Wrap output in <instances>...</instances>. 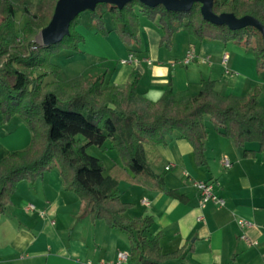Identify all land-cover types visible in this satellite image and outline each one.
<instances>
[{
  "label": "trees",
  "instance_id": "obj_1",
  "mask_svg": "<svg viewBox=\"0 0 264 264\" xmlns=\"http://www.w3.org/2000/svg\"><path fill=\"white\" fill-rule=\"evenodd\" d=\"M58 0H0V112L2 122L19 116L31 132L29 146L13 151L0 163V214L20 181L34 182L56 166L66 189L73 190L87 208L92 222L104 220L110 228L127 233L129 258L139 264H167L183 257L185 248L163 254L162 234L149 238L144 233L152 226L151 216L127 219L123 213L131 203L119 197L118 183L126 181L184 200L183 194L168 188L164 173L155 174L158 144L166 136L178 133L192 146L194 163L206 165L205 117L213 129L236 147L257 142L264 151V106L260 89L242 96L223 95L214 89V81L202 80L195 95L174 100L169 83L160 98L150 101L139 95V76L122 87L105 83L106 71L97 76L78 75L62 79L61 67L50 58L63 50L79 52L84 37L76 31L78 14L69 25V34L60 42L42 46L34 37L48 25ZM201 4L188 11H173L162 4L150 7L131 0L121 8L99 3L90 12L96 34L108 36L104 14L114 31L126 44H138L139 16L156 22L162 31L159 46L171 50L172 37L185 31L195 41L233 42L253 52L255 66L264 70L263 35L248 25L233 30L203 18ZM215 14L231 13L256 18L264 26L263 0H213ZM23 25L16 28V13ZM52 76L53 81H45ZM78 136H81L79 138ZM109 141L120 165L105 169L103 162L87 153L89 146L100 147ZM255 151L244 150V157Z\"/></svg>",
  "mask_w": 264,
  "mask_h": 264
},
{
  "label": "crops",
  "instance_id": "obj_2",
  "mask_svg": "<svg viewBox=\"0 0 264 264\" xmlns=\"http://www.w3.org/2000/svg\"><path fill=\"white\" fill-rule=\"evenodd\" d=\"M88 20L77 27L84 37L80 52L62 51L55 56L53 62L61 67L64 79L97 76L106 71L105 83L122 87L137 74L136 91L150 101L158 100L169 83L174 100H179L197 94L201 81L210 80L214 81V89L225 96H242L257 87L258 100L264 106V70L256 69L250 49L229 42H197L179 30L168 50L159 46L162 31L158 24L143 16H139V43L126 46L111 30L108 14H104V24L110 32L105 37L94 34ZM190 49L195 58L184 64L182 60ZM131 54L137 62L120 63ZM223 56L227 57L224 63ZM87 58L89 62L81 69L63 73V66H70L65 63ZM1 120L0 112V163L11 152L26 149L31 141V132L19 116ZM204 123L206 165L194 163L192 146L178 133L166 136L165 143L157 145L161 162L150 165L155 174L164 173V184L183 194L184 200L120 181L119 197L131 203L123 216H151L153 224L144 234L149 238L162 234L163 254L185 248L181 259L167 264H263L264 151H258L257 142L236 147L213 129L208 117ZM100 147L105 150L97 157L106 170L120 165L109 141ZM244 150L256 153L246 158ZM224 158L230 163L228 167L224 166ZM166 165L171 169L165 170ZM194 181H211L224 205L208 202L200 206ZM240 220L245 225H239ZM242 235L256 244L250 245ZM118 251L130 252L127 233L110 228L104 220L92 222L76 193L64 188L56 166L34 182L20 181L0 214V264H115ZM120 264L139 263L128 258Z\"/></svg>",
  "mask_w": 264,
  "mask_h": 264
},
{
  "label": "water",
  "instance_id": "obj_3",
  "mask_svg": "<svg viewBox=\"0 0 264 264\" xmlns=\"http://www.w3.org/2000/svg\"><path fill=\"white\" fill-rule=\"evenodd\" d=\"M131 0H58L53 15L46 27L40 31L41 45L48 46L60 42L69 34L71 21L81 12L93 10L99 3L114 4L122 7ZM144 5L154 7L162 4L166 9L173 11H188L195 2L201 4L200 11L204 19L218 24L226 25L236 30L251 25L261 31L264 43V26L254 17L245 15L236 18L231 13L215 14L212 11L213 0H138Z\"/></svg>",
  "mask_w": 264,
  "mask_h": 264
},
{
  "label": "built area",
  "instance_id": "obj_4",
  "mask_svg": "<svg viewBox=\"0 0 264 264\" xmlns=\"http://www.w3.org/2000/svg\"><path fill=\"white\" fill-rule=\"evenodd\" d=\"M195 58V54L193 52V50H187L186 54L184 55V58L182 60V62L184 64L192 61ZM227 57L223 56L222 57V62L224 63L226 61ZM132 62H137L136 57H134L133 54L129 55L127 57V59L124 60H120L121 64H126V63H132ZM224 162V166L228 167L230 165L229 161L224 158L223 160ZM171 169L170 165H166L165 166V170H169ZM193 186L196 188V190L199 192V203L200 206H204L206 203L208 202H213L215 204H217L218 206H223L224 205V199H222L221 197L217 196L214 191H213V183L211 181H194L193 182ZM30 208H33L32 205H30ZM239 225L243 226L245 225V222L240 220L238 221ZM242 238L244 240H246L250 245L256 244L254 241H250L246 236L242 235ZM129 258V253L127 252H122V251H118L116 253V260H115V264H120L121 262L127 260ZM102 264H113L110 261L107 262H103ZM263 264H264V257H263Z\"/></svg>",
  "mask_w": 264,
  "mask_h": 264
},
{
  "label": "rangeland",
  "instance_id": "obj_5",
  "mask_svg": "<svg viewBox=\"0 0 264 264\" xmlns=\"http://www.w3.org/2000/svg\"><path fill=\"white\" fill-rule=\"evenodd\" d=\"M32 1H34V0H32ZM34 3H36V1H34ZM103 18H104V16H103ZM89 19V20H88ZM15 20H16V28L19 30L20 28H21V26L23 25V21H24V19H23V17L20 15V13L19 12H17L16 13V17H15ZM77 20H78V26L77 27H79V25H80V22H82V23H86L87 22V20L88 21H90L91 20V17H90V12L88 11V10H86V11H83V12H81L80 13V15L78 16V18H77ZM92 24V23H91ZM92 27H93V25H91ZM77 27H76V31H77ZM82 27H85V24H83L82 25ZM114 32V31H113ZM94 34H96L95 33V31L93 32ZM115 33V32H114ZM116 34V33H115ZM99 35V34H98ZM117 35V34H116ZM117 37H118V35H117ZM119 38V37H118ZM120 40V39H119ZM34 41H36L37 43H39V44H41V36H40V32L34 37ZM121 41V40H120ZM122 42V41H121ZM123 43V42H122ZM228 43V42H227ZM229 43H233V42H229ZM82 44V43H81ZM124 45H126V46H133V45H137V44H126V43H123ZM233 44H235V43H233ZM237 45V44H236ZM239 46V45H238ZM63 51H69V50H63ZM62 52V51H61ZM69 52H72V51H69ZM79 52H80V48H79ZM60 53V52H59ZM72 53H75V52H72ZM57 54H55V55H53L51 58H50V60L53 62L55 59H57V57H55ZM62 62V61H61ZM60 62V63H61ZM86 62H89V60H88V58L87 59H85V61L83 60V59H80L78 62H74L73 64H71V63H65L66 65H70L71 66V68H70V66H63V68H64V71H63V73H68L69 72V69H74V70H76V69H81V67L82 66H85V64H86ZM55 64H58V63H55ZM66 68V69H65ZM103 73V71L102 72H100L99 74H102ZM69 74V73H68ZM92 77H94V76H92ZM61 78L63 79V77L61 76ZM54 80V78L52 77V76H50V77H48V78H46L45 79V81H53ZM79 138H81V136H78ZM111 149V148H110ZM104 147H97V146H89L88 148H87V153L88 154H90V155H92V156H95V157H97V156H99L100 154H102V152H104ZM111 151L113 152V154L114 155H116L117 156V153H116V151H114V150H112L111 149ZM101 160V159H100Z\"/></svg>",
  "mask_w": 264,
  "mask_h": 264
}]
</instances>
